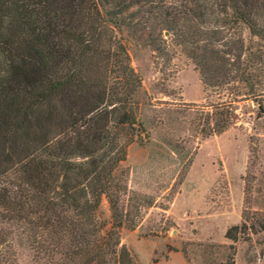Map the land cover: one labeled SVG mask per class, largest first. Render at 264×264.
<instances>
[{"label": "trees", "instance_id": "trees-1", "mask_svg": "<svg viewBox=\"0 0 264 264\" xmlns=\"http://www.w3.org/2000/svg\"><path fill=\"white\" fill-rule=\"evenodd\" d=\"M124 32L167 60L166 33L206 85L264 92V0H0V217L42 264H137L120 236L143 208L118 174L144 132ZM222 107L213 134L233 123ZM246 215L228 240L264 231Z\"/></svg>", "mask_w": 264, "mask_h": 264}, {"label": "rangeland", "instance_id": "rangeland-1", "mask_svg": "<svg viewBox=\"0 0 264 264\" xmlns=\"http://www.w3.org/2000/svg\"><path fill=\"white\" fill-rule=\"evenodd\" d=\"M243 36L256 47L248 32ZM163 39L167 60L123 33L130 66L142 79L144 132L118 169L132 205H143L137 227L120 231L121 245L137 264H264V231L225 237L245 210L248 224L264 213V92L245 98L235 81L206 85L166 33ZM222 106L233 112V123L213 134ZM99 215L109 222L105 198ZM23 229L0 217V264H42Z\"/></svg>", "mask_w": 264, "mask_h": 264}]
</instances>
